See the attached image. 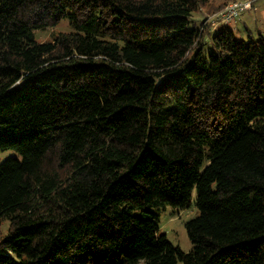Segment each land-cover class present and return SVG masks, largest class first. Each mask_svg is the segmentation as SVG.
<instances>
[{"label":"trees","instance_id":"16d2710c","mask_svg":"<svg viewBox=\"0 0 264 264\" xmlns=\"http://www.w3.org/2000/svg\"><path fill=\"white\" fill-rule=\"evenodd\" d=\"M206 3L0 0V264H264V35Z\"/></svg>","mask_w":264,"mask_h":264},{"label":"rangeland","instance_id":"374dc122","mask_svg":"<svg viewBox=\"0 0 264 264\" xmlns=\"http://www.w3.org/2000/svg\"><path fill=\"white\" fill-rule=\"evenodd\" d=\"M241 0H207L198 13L194 14V21L190 27H199L200 20L203 25L208 23V29L216 27L212 23V17L220 11L227 3ZM252 5L249 9L240 12L235 19H233L229 26L237 39L247 40L248 35L257 37L259 34L264 35V0H250ZM225 4V5H224ZM224 5V6H223ZM215 29V28H214ZM70 27L67 20L59 22L53 27H47L43 30L35 31V38L37 41H49L57 33L62 31H69ZM208 43L203 47L207 50ZM19 156L14 151H0V163L5 159ZM195 191L192 192L191 198L185 207H172L166 205L164 207L155 209L158 213V232L165 234L166 238L173 244L177 245L183 252H188L192 248V243L188 238L185 223L198 214V209L195 206ZM9 228V221L7 219L0 220V238L4 237ZM181 264V263H177Z\"/></svg>","mask_w":264,"mask_h":264},{"label":"built area","instance_id":"2783aa9c","mask_svg":"<svg viewBox=\"0 0 264 264\" xmlns=\"http://www.w3.org/2000/svg\"><path fill=\"white\" fill-rule=\"evenodd\" d=\"M251 5L252 2L250 0L229 2L212 17V23L215 25L229 23L238 16L241 11L249 9Z\"/></svg>","mask_w":264,"mask_h":264}]
</instances>
